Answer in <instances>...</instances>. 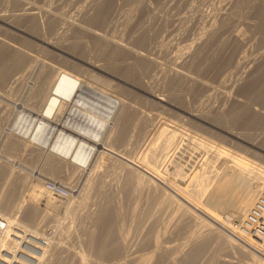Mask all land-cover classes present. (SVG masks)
<instances>
[{
    "label": "rangeland",
    "instance_id": "1",
    "mask_svg": "<svg viewBox=\"0 0 264 264\" xmlns=\"http://www.w3.org/2000/svg\"><path fill=\"white\" fill-rule=\"evenodd\" d=\"M44 1L45 2L48 1L47 2L48 4L51 3V2L49 3L50 0H44ZM51 1L53 4L54 3L56 4V2H58L59 0H56V2H55V0H51ZM64 1H66V2H63L64 7L62 6V1H61V6L63 7V10L61 7L60 11L62 12V14L66 17H70L72 15L71 18L74 17V19H75V17H79V18L83 17V18H81V20L84 21V13L85 12L92 13V11H94V8H95V7H93V5L95 6L96 2L102 1V0H97V1L93 0L91 2L92 4L89 2L90 0L89 1L86 0L88 2V3L86 2V4H85V0H84V2H83V0H78L79 2L81 1L80 3H78L77 0H73V1H76V2H74L75 5L77 3L79 4V5H77L78 7L75 5H74L75 6L74 7L73 1L69 2L71 0H69V1L64 0ZM122 1L121 0H116V1L114 0L115 4H114L111 15H113V18H115V19L117 16L118 17L116 19V22L114 21L115 19L114 20L112 19V23H111V25H112L111 29L112 30L110 29L111 26L107 29V30H109V29L111 30V32H110V30L108 31V33L110 35L113 34V35H116L118 37H122V34L124 33V35H123L124 38H127L126 35L128 33V27H127L128 17H129V23L132 21V23H130V24H133L135 19H136L135 22H138L137 20H139L141 18L148 19V20L145 19V22L148 26L150 24L151 28H148V31L150 33V37L153 36V38L152 37L150 38L151 39L150 40V46H153L155 48L154 49L153 47H151V49H152L151 52L155 53L156 54L155 56H157L156 51L159 52L157 57L161 58V60L163 61L162 62L159 59L162 63H164V65L162 64L164 71L166 69L168 71L167 65H168V67L171 66L170 68H173L176 66L175 64H176L177 60L179 59L178 53H179V50L181 49L180 47H182L183 44L185 45L187 43H190L191 41H193L194 39L196 40V38H199V37H200V39L202 38V41H203V39L206 40L208 42V44L206 43V45H205L206 49L204 48V52L202 55V64H201L202 68L201 69L199 67L195 68L194 64L191 65L192 67H189V65H187L186 68H189L193 74H196L197 76L200 75V76H198V78L200 80H202L201 78L203 77V81H206L209 83L211 81L210 84L212 85V88H210V90L209 89L207 90L206 87L204 88V87H202V85L197 84L196 82L191 81V80L186 81V80L181 79L182 80L181 81L182 84H181L179 78L174 77V78L169 79L168 77H165L166 75L164 73H166V71L165 72L162 71V73H161V71H159L158 72L159 75L157 76L158 73H156L152 78L149 76H144V79L148 82V84H150V87H152L154 92L158 93V94L165 92L164 93L165 97L168 100L171 99L170 100L171 103L170 104L166 103V102L165 103H157L154 100V97H152L148 93H146L142 90H138L136 88H130L132 90L129 89V91H132V93L130 94V92H129L128 96L130 95V102L131 103L135 101L134 103H132L133 104L132 105V110H133L132 113H134L135 116L131 115L132 119H129L128 122H130V123L136 122L137 124H140V125L136 126L135 125L136 123L131 124V125H129L130 123L127 124L126 129H127L128 134L125 138L126 142H124V139H121L120 137H118L119 133H117V132H119L118 130H121L123 128L122 127L123 125H122V123H117V125H115L117 127L113 128V133H114V134L112 133L113 138L112 137L110 138L112 145L115 146V147H113V149L115 151L119 150L120 152L119 151L118 152L120 154L124 153L123 156H126V158H129V157H130L129 159L133 158L132 159L133 161H136L138 164L142 165V168H140V171H138L139 169H137V171L135 170V172H131L130 168L128 166L123 165L122 163H120V161L118 159L112 157L111 155H106L104 153L102 154V158H95V160L93 159V161H96V162L92 161V164L90 165V167L84 171L80 170L81 172L76 170V169L79 170V167L78 168L71 167V166H74L72 163L69 162L70 163L69 164L68 161H63L64 163L61 161V163H60V161L58 162V159H55V168H57V169L54 168L53 169L54 172L49 173L47 175V177L44 178V183L46 184L48 181L53 180V181H57V182L65 185L67 187L70 186L69 188H71L70 189V191H71L70 195L71 196L69 195V197L67 198V196L64 197V195H62V197H61V195L56 193L57 196L59 195V197H56V195H55L54 197L50 198V200L51 199H53V200H51V202L49 200V204H47V203H45L46 205L41 204L42 210H40V208H39V210H36V213H38V214H36V213H35L36 215L34 214L35 220H28L29 218L28 219L26 218V217H28L26 214L28 213V210H30L29 208H31L30 205H32V202L35 200L34 198L36 197V194L39 191V188L35 190L36 186L33 185V183L34 184H36V183L35 182L32 183V181H34V179H36V177L39 178V177H42L43 174H46L47 166L49 165V164L47 165V163H49V160L46 156L40 154L41 151H39L38 148H36L34 150L35 147H33L30 143H27V145L28 144H30V145H28L26 147H23L24 144L21 143V144L17 145L16 148H12L10 143L16 142L17 137H14V135L9 133V130H8V128H10V125H11L10 123H12L10 121L13 120V118H14L12 116H15L14 114L16 113L14 111H17L19 108V106H17V105L24 104V101L26 102V101H28L29 98L31 99L32 95H30L29 92L25 91L26 89H25V86L23 84H20V88L18 87L19 85L10 87L11 90L14 89L12 91L9 88H7V90L0 88V114H1L0 115V154H1L0 155V166L3 167V164H4V167H3L4 172L0 174V201H1V203H0V214H1L0 219H2V220H0V224H1L0 225L1 226L0 227V243H1L0 244V248H1L0 249V264H24V263L25 264H38V263L39 264H68V263L69 264H80V263H82V264H115L117 262H121V263L125 264L127 262V261L123 262L125 260V256H128V254L132 250H134L135 248H136L137 252L139 254H141L143 257H146L145 254H143V253H146V255L148 253L153 254L152 257H154V258L148 264H152V262H154V260H155V262L153 264H173V263L174 264H187L186 261H188V264H223V263L225 264V262H226L225 259L227 257L232 260L231 263H233V264H237V263L238 264H243V263L246 264V262L244 261V260L248 259V258H246V256H247L246 253L241 252L242 253L241 254L240 253L241 250L238 248V246L236 247L235 244H232V245H230L229 243L225 244V241L223 239L224 234L220 233L222 235V236H220V234L217 231L215 233H213L215 231L214 228H213L214 231L211 229L212 231H210V232H212V233H210L208 230H210L209 228H211V227L208 224H207L208 225L207 226L206 224L201 223L200 218L198 219V217L189 215V213H187L188 210L185 209L186 207H182L184 202H185L184 199H182L183 201L180 200L182 197H179V195L176 193L177 192L184 193L186 195V197H188L191 201L197 202L200 204L202 203L204 206H208L210 208L216 204V207L217 206L218 207L215 210V213L217 212L216 215H217V219L219 220V222L220 221L222 222L223 220H225L226 222H231L234 218L241 219L242 217H245L247 215L246 213L250 209V207H248L249 206L248 204L254 203L255 199L258 196L257 193L260 192L259 189H262L264 187V176H260V174L264 175V172L260 173V174L257 172V174L259 176L257 181L261 180L259 182H256L255 177H253L252 178L253 180H252V179H250L251 177L249 176V178L247 179L248 181L245 180L246 178H243L242 175H241V177H239V175L241 174L240 173L241 169H246V167L248 168L247 171L249 172V174H254V175L256 174L255 173L256 169L251 167V165L248 162H254L255 164L259 163L257 165H259V166L262 165L264 167V158H263L264 157V143H263L264 142L263 141L264 140V136H263L264 135V128H263L264 127V117H263L264 116V102L261 101L256 96H255V98H257V99L253 98L251 95H249L250 92H246L245 88H246L247 84H249V82H251L250 80L254 79V76L249 75V73H248L249 70L245 71L246 73L244 71H242V73H241V70L239 71V69L236 67L237 59L239 60L241 57L240 55L244 56L245 54L247 55V56L245 55L246 57H249V54H250V56L252 54L251 57L257 56V62L259 61L257 64L252 66L251 71H253L256 68V65H259L261 62H263V60H264V58H263L264 57V30H263L264 29V21H263L264 17H261V15H259L260 14L259 10H257V8L255 6H253L251 4L252 7H250V10H249L248 3L242 2L240 0L239 1L237 0L239 2L237 4H236V2H237L236 0H233V2L231 0L230 1L229 0H187V1L182 0L184 2H181V0H168V1H166V0H146V4H148V6H150L152 8V11H153V12L152 11L149 12L150 13V19H149V14H147L148 11L145 10L146 7H144V9H143V7L135 6V5L130 3L132 5L131 6L129 3H126L124 0H122ZM147 1H148V3H147ZM149 1L151 2V4ZM159 1L162 5H160ZM5 2L6 3H4V4L7 5V6L4 5L5 9H7L6 12L9 13V12H11V10H13L14 5H12V3H10V2H8V4L10 3L8 5L7 1H5ZM42 2H43V0H42ZM45 2H43V3H45ZM120 2L123 5H121ZM154 2H156V3H154ZM157 2H158V4H157ZM69 3H70V5H69ZM81 3L82 4L84 3V4L82 5ZM240 3L242 4V6ZM244 3L247 5H245ZM128 4L130 5V7L134 8L135 10L130 8L128 6ZM166 4H169V5H166ZM156 5L160 9H158V7ZM170 5H172V6H170ZM238 5L241 6V8H239ZM79 6H81V7H79ZM84 6L86 8H88V6H89V8L86 9ZM121 6H123V7L121 8ZM163 6H165V7L163 8ZM116 7L118 10L115 9ZM242 7H244V8L242 9ZM78 8L80 9L79 13H78V10H79ZM83 8L85 10H83ZM238 8H239V10H238ZM90 9H91V11H90ZM129 9H130V11H129ZM141 9H143V11ZM240 9H242L243 12ZM72 10H74L75 12L77 11L76 13H78L79 16H77V14L75 15L74 11L72 13H70ZM81 10L85 11V12H82ZM137 10L139 12H137ZM156 10L160 11V12L158 11L159 14H158V12H156ZM63 11L65 12V14L63 13ZM236 11H238L237 13H239V14L241 13L242 16L235 14ZM239 11H241V12H239ZM114 12L117 15H114ZM128 12L130 13V15H132L131 17H130ZM132 12H135L137 15L135 13H132ZM227 13H229V14L233 13L232 15L234 16V18L232 15H230L232 18L229 17L228 15H225ZM69 14H70V16H68ZM121 14H122V16H119ZM200 15H201V17H199ZM224 15L227 17V19ZM147 16H148V18H147ZM191 16L193 18L192 19L193 21H195L194 19L196 18V16H198L197 18H199L200 20L196 18V21L193 22L191 20ZM125 17H127L126 18L127 21H126ZM132 17H134V18H132ZM223 17H225V18H223ZM259 17L262 19L260 20ZM43 18H41L42 19L41 21L45 22L43 20ZM160 18H162V19L160 20ZM124 19H125V21H124ZM131 19H134V20H131ZM156 20H158V21H156ZM118 21L120 24L117 23ZM123 21H124V23H122ZM151 23H152V25H151ZM43 24L45 25V23H43ZM89 24L91 25V27L95 28V26H96L97 29L100 28L99 27L100 25H98L99 23L96 24V22L95 23L92 22ZM121 24L122 25L124 24L126 27L122 26ZM160 24H161V26H160ZM208 24H209V26H208ZM2 25L3 24L0 23V26L2 28L5 26L4 27L5 29H9L10 31H12V29L7 28L6 25H3V26ZM118 25L121 26L122 29ZM155 25H157V27ZM116 26H118V27L116 28V31L114 32L113 30H115ZM152 26H154V27H152ZM158 26H160V27H158ZM124 27L127 30V32L125 31ZM157 28H158V31H157ZM162 28L163 29L166 28V29H164V31H163ZM44 29H45V33L47 35L48 30L46 31L45 26H44ZM238 29H239V31H237ZM67 30H70V29H67ZM67 30L66 31L62 30V32H59V34H58L59 38H60V39L58 38L59 40L62 41L64 39H67L69 34L70 35L72 34V32H73L72 29H71L72 32L67 31ZM165 31H167V33ZM65 32H66V35H65ZM68 32H69V34H67ZM240 32L244 35L241 36ZM114 33H116V34H114ZM180 33L182 35L184 34L183 37L181 36ZM213 33L215 35H213ZM235 33L236 34L240 33V34L235 35ZM157 34H158V36H155ZM48 35H49V33H48ZM63 35H65L64 38H63ZM166 35H167V37H166ZM185 35L187 36V39H184V37H186ZM201 35H204V36H201ZM232 35L236 38H234ZM157 37L159 39H157ZM238 37H239V39H238ZM169 38L171 40H169ZM240 38H242V40L245 39L246 41H244V40L242 41ZM155 39H157L159 41H156ZM9 40L11 41V39H9ZM90 41L91 40L87 41L88 45L86 47L81 48V46L78 45V47H77V45H75V46L71 47L70 49H68V51H66V52H62V51L56 52L54 50H50V54L48 57H49V59H52V58L55 59V57L57 56V57L63 59L66 62V64H67L66 67L68 69H75V67L77 66L78 68L80 67V68L92 70V68L90 69V65H88L87 62H89V63L91 61L95 62L96 60L102 58V56H101L102 53L100 50L96 49L95 46H92L95 44H93V42L92 41L90 42ZM170 41H173V42H170ZM177 41H178V43L179 42L180 43L178 44ZM181 41H182V45H180ZM154 42H155V44H154ZM163 43L165 45H163ZM156 44H158V46ZM173 45L175 46L174 50H172ZM177 46L179 48H177ZM190 46L191 47L193 46V47L190 48ZM190 46H189L190 50L196 49V44L193 43ZM158 47L161 51L159 49H157ZM170 47H171V49H170ZM84 49H85V51H84ZM177 49H178V52L176 51ZM259 51H260V53H259ZM164 52H170V53H169V55H167V53L164 54ZM174 53L177 55H174ZM208 53H210V54H208ZM162 55H163V57H162ZM170 55H172V56L170 57ZM164 56H167V57L169 56L170 58H172L171 59L172 61H170V58L168 57L169 62H167L168 58L166 57L167 58L166 59ZM173 58H174V61H173ZM41 59H39V57H38V59H36V61H33L34 63H32V64L35 65L34 66L35 71L39 69L37 67L42 66V65H40L41 63H43V60H41ZM38 60H41V61H38ZM84 60H87V61H84ZM260 60H261V62H260ZM37 61H38V63H36ZM170 62H171V65H170ZM172 62H174L173 66H172ZM166 63H167V65H166ZM36 64H38V66ZM203 65H204V67H203ZM226 65H228V67ZM232 66L233 67L235 66V67L232 68ZM164 67H166V68H164ZM205 68H206V70H205ZM263 69H264V67L261 68L260 72L257 74L258 77H262V78L264 77V70ZM92 71L97 73L100 76L111 79V77L109 75H107L106 73H104L102 71H98V70H92ZM239 72L241 75L239 74ZM222 75L225 78H223ZM226 75L228 76V78ZM237 75L238 76L240 75L241 77L240 76L238 77ZM216 76L223 78V82H221V83L219 82V85H217V86H216V84H217L218 80L222 81V79L217 78ZM230 77H231V79H230ZM250 77H252L253 79H251ZM147 78L149 80L152 79V82H150L151 80L149 81ZM165 78H167V79H165ZM235 78H237L236 81H235ZM240 78H241V81H240ZM248 78H250V79L248 80ZM172 79H173V81H172ZM29 80H31V79L29 78ZM170 80L172 81V83H169V82H171ZM227 80L231 81L232 84L231 83L228 84L229 82ZM226 81H227V83H226ZM234 82H237V83H234ZM177 83L179 84L180 87L178 86ZM175 84H177V85L175 86ZM227 84L230 86L229 87L230 89L227 87ZM237 84H238V86L240 85L239 87H241V84H242V87L240 89H238L239 87L237 86ZM171 85H173V86H171ZM220 85H222L221 86L222 88H220ZM232 85H234V86H232ZM235 85L237 86V88ZM172 87H175V88H172ZM176 87L177 88L179 87V88L177 89ZM217 87L220 88L219 89L220 91L218 90ZM18 88H19V90H18ZM158 88H159V90H158ZM168 88H169V90H168ZM201 88H203L205 90L203 91V89H201ZM223 89L225 90L226 93L223 92V94H222L221 90L224 91ZM228 89L231 90L232 92L229 91ZM16 90L19 93L16 92ZM212 90H214V91H212ZM226 90H228V92ZM205 91H208V92H205ZM209 91L211 94L213 92V94L211 95L209 93ZM234 91H236V94H238V97ZM242 91H244L245 94ZM22 92H24V93H22ZM169 92H171V93H169ZM230 92H231V94H229ZM207 93H209V94H207ZM227 93H228V95H227ZM167 94H169V95H167ZM221 94H222V98H221ZM224 94L229 99V102L225 101L228 99H225L226 97ZM21 95H23V96H21ZM207 95L208 96L211 95L212 97L211 96L208 97ZM174 97L175 98L180 97L179 99L181 100V102H178V99L176 101ZM230 97H232L231 101H230ZM235 97H237V99ZM241 98H242V100L244 99V101H242ZM222 99H225V100H222ZM246 99H249L248 100L249 103L252 104V106L255 105L254 107L255 108L257 107V108L254 110V109L249 108V107H245V108L243 107L244 109L242 108L243 109V112H242V109L239 106L242 102H247ZM251 99H252V101H251ZM232 100L234 103L232 102ZM237 100L240 101L238 106H237V103H238ZM256 101L259 102V104ZM210 106H212V107H210ZM213 107L214 108L216 107L217 109H215V111H214V110H212V109H214ZM232 108H235V109H232ZM238 108L241 109L240 112H239ZM134 110H135V112H134ZM187 110L189 112L191 111V112L199 114V115H200V113H202L200 116L201 119H200V117H197V115L194 116V115L188 114ZM216 110H218V111H216ZM248 110H249V112H252V113L247 112ZM235 111H236V114H235ZM255 111L258 112V114H260V116L257 115V113ZM3 112H4V114H3ZM6 112H8V114ZM204 112H206V113H204ZM210 112H211V114H210ZM217 112H219V113H217ZM243 113H244V115H243ZM136 114L138 115V117H136L137 116ZM142 114L148 115V120H147L146 125L151 123V125L150 124L147 125L149 127L150 126H153V127L156 126L157 127V125H160L163 121L165 122L166 119H167L166 121H169V123H171V121H172V122H178V123L181 122V124H182V122H183L182 125L186 126L188 124L186 127L190 131L192 130L191 132L194 133L195 135L203 137V139H201L202 141L196 140V139H192L193 141L190 140L193 143L188 148V145H186L183 142V140L186 136H183V138L181 136L184 132L185 133L183 135L186 134L187 129H184L185 131L183 130V132H181L182 130H180V133L176 132L175 134L174 133H172V134L165 133V130H164L162 133L161 132L160 133H152L149 136H146L144 134L145 135L144 136V135H142L144 132H141L142 120H140V119L142 117H144L145 115L141 116ZM250 114H251V116H250ZM255 114L259 118L252 120V116H254ZM202 115H204V116H202ZM212 115H213V117H214V115H221L224 120L221 118V121H219L221 123L220 124L218 121H215L213 119V117H210ZM230 115H232V116H230ZM132 116H134V117H132ZM205 116H207V117H205ZM203 117L206 118L207 120H208V118H211V119H209L210 121L208 120L210 123L206 119L204 120ZM161 118L163 119L162 122H160ZM261 118H262V120H261ZM131 120H134V121H131ZM153 123H155L156 125ZM222 124L224 127L227 126V127H225L227 130L222 126ZM207 126H208V128H207ZM137 127L139 128L140 131L137 129ZM212 128H214V129H212ZM116 129H117V131H116ZM137 130H138V132H137ZM142 131H144V129H142ZM212 132H213V134H212ZM177 133H179V134H177ZM245 133H246V135H245ZM9 135H11V136H9ZM139 136H141V137H139ZM211 136H214V138ZM259 136H261V137H259ZM142 138H145V139L143 140ZM158 138H160V139H158ZM251 138L253 141L251 140ZM117 139H118V141H120L119 143L115 141ZM121 140H123V141H121ZM140 140H142V141H140ZM152 141H154V142H152ZM184 141H186V140H184ZM200 142H201V144H199ZM127 143H128V145H127ZM173 143L176 145V147ZM202 143L204 145H202ZM253 143H256V144H253ZM151 144H152V146H150ZM210 144H212L213 146ZM144 145H145V147H144ZM207 145H208V147H207ZM21 147H23L24 150ZM126 147H127V149H126ZM146 147H147V149H146ZM219 147L221 149H226L228 152L231 153V154L227 153L228 155H231L227 159L230 162H228L227 160L224 162H221V163L219 162V159L221 158V155L219 153V150H220ZM167 148H170V149H167ZM144 149H145V151H144ZM150 149L152 150V152ZM148 151H150V152H148ZM232 152L233 153L236 152L237 154H240L241 156L235 157L234 155H232ZM115 154L116 153H114L113 156H117ZM210 154H212V155H210ZM205 155H207V156H205ZM150 156H151V158H150ZM154 156H155V158H154ZM171 156L173 158L178 159L177 162H179L180 165H184V166H182L184 171H186V173H185L186 175L182 176V178H184V179H182V180L178 179L174 175V177H175V180H174V177H172L173 175L168 174V171H167L168 170V164L173 159ZM182 157H184V158H182ZM218 157H220V158L218 159V162H217ZM230 157H231V159H230ZM237 157H238V159H243V160H238ZM144 158H145V160H143ZM235 158H236V160H235ZM148 159L149 160L151 159L153 162L148 161ZM208 159H210V162ZM42 160H43V163L45 165L41 162ZM44 160H47V161H44ZM211 161H214V162H211ZM231 161H234V162H232V164H231ZM244 161H246L245 162L246 165H245ZM181 162H182V164H181ZM66 163H68V164H66ZM93 163L94 164L97 163V164L93 165ZM206 163H208V164H206ZM214 163H216L218 167ZM241 163H242V166L240 168V166L238 167L237 164L241 165ZM59 164H60V166H59ZM64 164H66V166ZM213 164L215 167L211 166ZM35 165H36V167H35ZM96 165H98V166H96ZM143 166H145V167H143ZM197 166L200 168H198ZM202 166H205V167H202ZM243 166H244V168H243ZM65 167H67V168H65ZM209 167H210L211 173H212L211 175H209L211 177H208V175H207V169ZM229 167H231V168H229ZM70 168H72V169H70ZM213 168L217 171H215ZM234 168H235V172L240 170L239 173H237V172H236L237 174L235 172L232 173L234 170H231V169H234ZM252 168L255 171L252 170ZM144 169H145V171H144ZM226 169H228L229 171H227ZM71 170L73 171V173L71 172L72 175H70ZM212 170H214V172ZM74 171L80 172V173L78 174ZM141 171L142 172L144 171V172L141 173ZM224 171H225V173H224ZM67 172H68V174H66ZM137 172H139V174ZM218 172H220L219 174L221 175V177L218 174ZM147 173H150L152 175V177L150 174H149V176L146 177V175H148ZM88 174H89V176H88ZM155 174H157L158 176H156ZM20 175H21V177H20ZM132 175H134V176H132ZM230 175H232V176H230ZM70 176H72V177H70ZM215 176L218 179H215ZM136 177H137V179L139 177V181L136 179ZM150 177L153 180H155V179L158 180L160 177L161 178L158 180L159 182L156 180L153 182V180ZM186 177H187V179H186ZM147 178H149L150 180ZM212 178H214V179H212ZM205 179H207V182ZM234 179H236V180H234ZM229 180H230V182L231 181L232 182L230 183ZM239 181H241V182H239ZM244 181L245 182L247 181V183H245ZM155 182H156V184H155ZM211 182H213L214 186H212ZM215 182H217V183H215ZM237 182H239V185ZM249 182H250V184H248ZM251 182L253 183V185ZM164 183H165V185H164ZM193 183H195V184H193ZM206 184H208L209 186L208 185L206 186ZM159 185H161V187ZM37 186L39 187V185H37ZM240 186H244L245 189H247L249 187L252 190L251 191L252 193L255 192L254 193L255 195L254 194L253 195L256 198L251 193L248 195L249 196L248 198L249 199L252 198L253 201H251L252 199H250L248 201L239 200L238 202L237 201L233 202V198H232L233 196H231V194L232 195L236 194L239 192V190H242L243 187L241 188ZM252 186L253 187L256 186V187L252 188ZM162 187L163 188L165 187V189L163 190ZM205 187H209V188H205ZM72 188H74V189H72ZM235 188L239 189V190L237 191ZM256 188L258 189L259 192L257 191ZM173 189L175 190L176 193L173 191ZM200 189H202L203 193L200 191ZM205 189L207 190L206 192H205ZM213 189H214V191H212ZM253 189L255 190L254 192H253ZM169 191H171V192H169ZM33 192H35V195H33L34 194ZM199 193H202V194H199ZM209 193H211V194H209ZM203 194L206 195V197ZM199 195H201L202 197L200 198ZM209 195H212V196H209ZM250 195H251V197H250ZM32 196H35V197H32ZM229 196L231 197V199ZM171 197H173V198H171ZM9 198H10V202H9ZM62 198H63V200H62ZM194 198H196V200ZM202 198H204V199H202ZM59 199L61 202L63 201L61 204H59L60 203ZM68 200H70V203ZM220 200H222V201H220ZM229 200H232V201H230V203H228ZM52 202H53V204H52ZM64 202H66L67 204H65ZM72 202H73V204H72ZM179 202H180V204H179ZM206 202H209V203H206ZM242 202H244V204ZM56 203H57V205H56ZM220 203H221V205H219ZM231 203H233V204H231ZM235 204H237V205H235ZM184 205H186V204H184ZM244 205L247 206L248 208H245ZM3 206H5V207H3ZM6 206L9 207V208L7 207L8 210H7ZM49 206H52V207H49ZM57 206H59L58 209H57ZM67 206H69V207H67ZM250 206H252V205H250ZM63 207H65V208H63ZM44 209H47V210L44 211ZM54 209H55V213H54ZM60 209H62V211H60ZM218 209H219V212H218ZM242 209L245 210V213ZM12 210L13 211L15 210V211L12 213ZM184 210L186 211V213ZM223 210H225V211H223ZM238 210L240 212H238ZM47 211H49V213ZM163 211H164V213H163ZM241 211H243V212H241ZM44 212H47V213H44ZM14 213H15V215H14ZM242 214L243 215L246 214V215L242 216ZM12 216L14 218H12ZM20 221H22V222H20ZM184 221H186V222H184ZM27 225H28V227H27ZM173 226L174 227L176 226V227L174 228ZM200 228H202L203 230ZM18 229H20V230H18ZM237 229L240 230V228H234L232 230H233V232L235 231V234L237 233L236 235L243 236V233H241V232L239 233V230H237ZM24 230H26V231H24ZM18 231H20V232H18ZM22 232L24 234H22ZM163 232H164V234H163ZM207 232H209L210 234ZM27 233L29 234V236ZM61 233H62V235H61ZM217 233L219 234L218 237H217ZM155 234L157 235V237L160 234L159 235L160 237L158 238V239H161L160 241L158 240L160 242V243L158 242L159 248L157 246H155L154 241H152L156 237ZM8 235H10V236H8ZM196 235L197 236L200 235L201 237L200 236L197 237ZM206 235L208 236V238ZM213 235L215 238L213 237ZM261 235H262V233H258V234H256V236H253V237L257 238V237H261ZM22 236L24 237V240H23ZM148 236L150 237V242H149V238H145ZM194 236H196L197 239H196V237L191 239V237H194ZM203 236H205V238ZM219 236L223 237V238H221V240H220ZM245 236H247V235H245ZM9 238H10V240H9ZM166 238H168V239H166ZM187 238H188V241H186ZM144 239L147 242L144 241ZM11 240H13V241H11ZM124 240H125V242H123ZM162 240H163V242H162ZM171 240L174 242H172ZM205 240H207L206 241L207 245L204 243ZM257 240L259 241L260 238L259 239L257 238ZM36 241H38V242H36ZM40 241H41V243H40ZM47 241H48V243H47ZM49 241L51 244H49ZM180 241H182V242H180ZM221 241H223V242H221ZM14 242H16V243H14ZM35 242L37 244H35ZM52 242H53V244H52ZM186 242L188 243V245ZM219 242H221V243H219ZM259 242L264 245V240L261 239ZM9 243L11 246L9 245ZM38 243H40V244H38ZM181 243H183V244H181ZM197 243H199L200 245L202 244L200 246V248L203 250H201L198 247L199 244H197ZM46 244L49 246H47ZM160 244H161V246H160ZM179 244H181V246ZM221 244H223V245H221ZM19 245H20V247H19ZM43 245H44V247H43ZM166 245H171L170 248L168 247L169 250L166 249L167 247H165V248L163 247ZM172 245L175 248L173 247V249H172ZM185 246H186V248H185ZM194 246H196V247H194ZM222 246H224V247H222ZM232 246L235 249H233ZM12 247H14V248L12 249ZM132 248H134V249H132ZM196 248L198 249V251ZM148 249L150 250V252ZM163 249L167 252L163 251ZM22 250H25V251H22ZM46 250H48V251H46ZM193 250H194V252H193ZM28 251H30V252H28ZM156 251H159V252H156ZM178 251L180 254H178ZM223 251H224V253H223ZM21 252H22V254H21ZM191 252H193V253H191ZM203 253L207 254V255H204ZM243 253L245 254V256ZM29 254H31V255H29ZM167 254H169V255H167ZM175 254L177 255L178 258H176ZM191 254L193 257L191 256ZM193 254H196L195 256L197 258ZM229 254H230V256H229ZM23 255H25V256H23ZM33 255L36 258V260L33 259L34 258ZM200 255H201V257H200ZM74 256H75V258H74ZM198 256H199V258H198ZM27 257H28V259H27ZM188 257H189V259H188ZM215 257L218 259H216ZM9 258L12 260L10 261ZM186 258H187V260H186ZM190 258L191 259L194 258V259H192L194 261L192 262V260ZM31 259L34 261H32ZM7 260H8V262H7ZM20 260H21V262H20ZM189 260L192 263H190ZM248 260H250V259H248ZM136 262L131 263V264H138V263L141 264V261L137 262V263ZM194 262H196V263H194ZM126 264H129V263L127 262ZM145 264H147V262ZM261 264H264V261L261 262Z\"/></svg>",
    "mask_w": 264,
    "mask_h": 264
},
{
    "label": "bare ground",
    "instance_id": "2",
    "mask_svg": "<svg viewBox=\"0 0 264 264\" xmlns=\"http://www.w3.org/2000/svg\"><path fill=\"white\" fill-rule=\"evenodd\" d=\"M5 1H7V4L8 2L12 3V5H14L13 7V10H11V12H6L7 9H5V5L4 3H6ZM61 1H62V6H63V2H66L64 0H59L58 2H56V4L52 3V1L50 0L48 4L47 2H45L43 0V3L42 0H0V23H2L3 25H6L7 28H10L12 29V31H10L9 29H5L4 27L2 28L0 26V88H3V89H6L12 86H17L19 85L18 87L20 88V84H23L25 86V91L29 92L31 96V99L29 98L28 101H24V104H19L17 106H19L18 110L17 111H14L16 112L14 115L15 116H12L14 117L13 120H11L10 123V128H8L9 130V133L13 134L14 137H17L16 139V142H13V143H10L12 148H16L17 145L19 144H24L23 147H26L28 145H32L34 148V150L36 148L39 149L40 154L41 155H44L48 158L49 160V163H47V172L46 174H43L42 177H39L36 179H34L33 182H35L37 185H39V187L33 183V185L36 186L35 190L39 188V191L38 193L36 194V197L35 196H32V197H35L34 201L32 202V205H30L31 208H29L30 210H28V213L26 214L28 217H26L28 220H35L34 219V214L36 213V210H42L41 209V204H44L46 205L45 203L49 204V200L50 198L54 197L56 195V197H59V195L57 196L56 193H54L53 191L49 190L47 187H46V184L44 183V178L47 177V175L51 172H54L53 169L55 168V159H58V162L61 161H68V163H72L74 166H71V167H76L78 168L79 167V170L76 169L77 171H84L86 170L87 168L90 167V165L92 164V161L93 159L95 160V158H102V154H106V155H111L112 157L118 159L120 161V163H122L123 165L125 166H128L130 168V171L131 172H135V170L137 171V169H139L138 171H140V168H142V165L138 164L136 161H133L132 159H129V158H126V156H123V154H120L118 151H115L113 149V146L112 145V142L110 141L111 137H112V133H113V128H116L117 126V123H122V129L121 130H118L119 132V136L121 139H124V142L125 141V138L127 136V124H129L130 122L129 119H132L131 118V115H134V113H132V103L134 102H130V95L128 96L129 92L130 94L132 93V91H129L130 88H136L138 90H142L146 93H148L149 95H151L152 97H154V100L157 102V103H171L170 100H168L166 97H165V92L164 93H155L154 90L152 89V87H150V84H148V82L144 79V76H149V77H153L156 73H158L159 71H164L163 69V66L162 64L164 65V63H162L163 61L161 60V58H158V51H156L157 53V56H155L156 54L151 52L152 49L151 47L153 46H150V38L153 36L150 37V33L148 31V28H151L150 24L149 26L146 24L145 22V19L146 18H141L139 20H137L138 22H135L133 24H130L132 23V21L129 23V17H128V24H127V27H128V33H127V38H124V33L122 34V37H118L116 35H110L108 33V31L112 28V19L114 20L115 18H113V15H111L112 13V10H113V7H114V0H102V1H98L95 3V6L93 5L94 8V11H92V13H89V12H85V11H82V12H85L84 13V21L81 20V18L79 17H74L71 18L70 14L68 16L70 17H66L62 14V12L60 11L61 10ZM69 1V0H68ZM73 0L69 1V2H72ZM78 1V0H77ZM89 1V0H88ZM93 0H90L89 2L91 3ZM95 1V0H94ZM97 1V0H96ZM116 1V0H115ZM122 1V0H121ZM126 3H131L135 6H139V7H146L145 10H147V14H149V19H150V13L152 11V8L150 6H148V4H146V0H124ZM168 1V0H166ZM184 1H187V0H184ZM181 0V2H184ZM230 1V0H229ZM233 2V0H231ZM237 1V0H236ZM239 1V0H238ZM236 2L239 3V2ZM242 2H246L248 3V7H249V10H250V7L255 6L257 8V10H259V15H261V17H264V0H240ZM74 2L76 1H73V6L75 5ZM81 2V1H80ZM78 1V3H80ZM84 2V0H83ZM86 0H85V4H86ZM123 2V1H122ZM150 2V1H149ZM163 2V1H162ZM165 2V1H164ZM217 2V1H216ZM215 2V3H216ZM241 2V3H242ZM9 3V4H10ZM68 3V2H67ZM76 4L75 6L79 5V4ZM88 3V2H87ZM117 3V2H116ZM119 3V2H118ZM148 3V1H147ZM156 3V2H154ZM160 3V1H159ZM188 3V2H187ZM230 3V2H229ZM235 3V2H234ZM240 3V4H241ZM254 3V4H253ZM8 4V5H9ZM65 4V3H64ZM82 4V3H81ZM80 4V5H81ZM84 4V3H83ZM82 4V5H83ZM92 4V3H91ZM121 4V2H120ZM119 4V5H120ZM125 4V3H124ZM128 4V6L130 7V5ZM151 4V2H150ZM158 4V2H157ZM170 4V3H169ZM169 4H166V5H169ZM172 4V3H171ZM245 4V3H244ZM252 4V5H251ZM5 5V6H4ZM68 5V4H67ZM70 5V3H69ZM81 5V6H82ZM89 5V4H88ZM123 5V4H121ZM160 5H162L160 3ZM230 5V4H229ZM247 5V4H245ZM72 6V5H71ZM74 6V7H75ZM79 6V7H81ZM86 6V5H85ZM84 6V7H85ZM91 6V5H90ZM127 6V7H128ZM132 6V5H131ZM157 6V5H156ZM172 6V5H170ZM234 6V5H233ZM232 6V7H233ZM236 6V5H235ZM239 6V5H238ZM242 6V4H241ZM241 6H239V8H241ZM64 7V6H63ZM63 7H62V10H63ZM70 7V6H69ZM78 7V6H77ZM123 6H121L122 8ZM158 7V6H157ZM165 6H163L164 8ZM167 7V6H166ZM237 7V6H236ZM235 7V8H236ZM247 7V8H248ZM86 8V7H85ZM89 8V6H88ZM86 8V9H88ZM91 8V7H90ZM120 8V7H119ZM132 8V7H130ZM172 8V7H171ZM221 8V7H220ZM234 8V9H235ZM238 8V10H239ZM244 7H242L243 9ZM246 8V9H247ZM76 9V8H75ZM79 9V8H78ZM92 9V8H91ZM90 9V11H91ZM116 10L117 7L115 8ZM124 9V8H123ZM134 9V8H132ZM138 9V8H137ZM143 9H141L143 11ZM158 9H160L158 7ZM230 9V8H229ZM233 9V8H232ZM231 9V10H232ZM242 9H240L242 11ZM245 9V10H246ZM83 10H85L83 8ZM120 10V9H119ZM135 10V9H134ZM154 10V9H153ZM162 10V9H161ZM65 11V10H64ZM63 11V13L65 14V12ZM68 11V10H67ZM74 10H72L70 13H72ZM80 9L78 10V13H79ZM89 11V10H88ZM121 11V10H120ZM123 11V10H122ZM127 11V10H126ZM130 11V9H129ZM159 11V10H158ZM156 10V12H158ZM226 11V10H225ZM239 11V12H241ZM247 11V10H246ZM75 12V11H74ZM77 12V11H76ZM75 12V15L78 13ZM117 12V11H116ZM124 12V11H123ZM122 12V13H123ZM137 12H139L137 10ZM153 12V11H152ZM155 12V11H154ZM160 12V11H159ZM158 12V14H159ZM238 11L235 12V14H238L240 16H242V14L240 13H237ZM243 12V11H242ZM69 13V12H68ZM118 13V12H117ZM129 13V12H128ZM132 13H135V12H132ZM131 13V14H132ZM163 13V12H162ZM223 13V12H222ZM136 14V13H135ZM139 14V13H138ZM199 14V13H198ZM233 14V13H232ZM232 14H225V15H228L229 17H231L230 15ZM74 15V14H73ZM114 15H117L115 14L114 12ZM130 15V13H129ZM137 15V14H136ZM152 15V14H151ZM224 15V16H225ZM119 16H122L119 15ZM132 15H130L131 17ZM190 16V15H189ZM233 16V15H232ZM244 16V15H243ZM44 17V18H43ZM115 17V16H114ZM118 17V16H117ZM116 17V19H117ZM125 17V19L127 18ZM135 17V16H134ZM132 17V18H134ZM145 17V16H144ZM152 17V16H151ZM176 17V16H175ZM198 16H196L197 18ZM201 17V15L199 16ZM226 17V16H225ZM223 17V18H225ZM245 17V16H244ZM243 17V18H244ZM43 18V21H41ZM120 18V17H119ZM118 18V19H119ZM123 18V17H122ZM136 18V17H135ZM138 18V17H137ZM148 18V16H147ZM190 18V17H189ZM196 18L194 19L196 21ZM232 18V17H231ZM234 18V16H233ZM237 18V17H236ZM116 19L114 20L116 22ZM121 19V18H120ZM119 19V20H120ZM124 19V21H125ZM155 19V18H154ZM162 18H160L161 20ZM192 16H191V20H192ZM199 19V18H197ZM227 19V17H226ZM225 19V20H226ZM259 19L261 20L262 18L259 17ZM131 20H134V19H131ZM148 20V19H146ZM159 20V19H158ZM156 20V21H158ZM159 20V21H160ZM177 20V19H176ZM181 20V19H180ZM190 20V19H189ZM190 20V21H191ZM200 20V19H199ZM224 20V21H225ZM232 20V19H231ZM246 20V19H245ZM259 20V21H260ZM124 21L122 23H124ZM127 21V19H126ZM155 21V22H156ZM163 21V20H162ZM165 21V20H164ZM168 21V20H167ZM193 21V20H192ZM193 21V22H195ZM264 21V20H263ZM45 23V25L43 23ZM99 23L98 25H100L99 27L100 28H95L94 27H91V25L89 23ZM114 22V23H115ZM121 22V21H120ZM166 22V21H165ZM169 22V21H168ZM173 22V21H172ZM234 22V21H233ZM119 23V21L117 22ZM116 23V24H117ZM157 23V22H156ZM155 23V24H156ZM161 23V22H160ZM164 23V22H163ZM181 23V22H180ZM206 23V22H205ZM227 23V22H226ZM120 24V23H119ZM158 24V23H157ZM168 24V23H167ZM188 24V23H187ZM2 25V26H3ZM90 25V26H89ZM93 25V24H92ZM122 25V24H121ZM152 25V23H151ZM212 25V24H211ZM226 25V24H225ZM44 26L46 27V31L48 30V33L46 35L45 33V29H44ZM111 26V27H110ZM114 26V25H113ZM119 26V25H118ZM116 26L115 27V30H113L114 32L116 31V28L118 27ZM122 26H125L124 24ZM148 26V27H147ZM157 27V25H155ZM161 26V24H160ZM158 26V27H160ZM209 26V24H208ZM110 27L109 30H107L108 28ZM121 27V26H119ZM126 27V26H125ZM124 27V29H125ZM154 27V26H152ZM219 27V26H218ZM234 27V26H233ZM263 27V26H262ZM194 28V27H193ZM197 28V27H196ZM211 28V27H210ZM67 29H70V30H67ZM71 29L73 30V32L71 31ZM122 29V27H121ZM120 29V30H121ZM163 29V28H162ZM166 29V28H164ZM163 29V31H164ZM184 29V28H183ZM261 29V28H260ZM62 30L64 31H71L72 34L70 35L69 32L67 34H69L68 38L67 39H64V40H59V32H62ZM112 30V29H111ZM110 30V32H111ZM119 30V29H118ZM151 30V29H150ZM154 30V29H153ZM168 30V29H167ZM181 30V29H180ZM230 30V29H229ZM264 30V29H263ZM63 31V32H64ZM125 31L127 32V30L125 29ZM152 31V30H151ZM157 31H158V28H157ZM156 31V32H157ZM179 31V30H178ZM231 31V30H230ZM239 31V29L237 30ZM244 31V30H243ZM123 32V31H122ZM167 33V31H165ZM172 32V31H171ZM181 32V31H180ZM184 32V31H183ZM201 32V31H200ZM212 32V31H211ZM113 33V32H112ZM118 33V32H117ZM121 33V32H120ZM119 33V34H120ZM179 33V32H178ZM185 33V32H184ZM241 33V32H240ZM239 33V34H240ZM62 34V33H61ZM116 34V33H114ZM170 34V33H169ZM173 34V33H172ZM181 34V33H180ZM201 34V33H200ZM223 34V33H222ZM238 34V33H237ZM235 33V35H237ZM238 34V35H239ZM65 35H66V32H65ZM65 35H63V38L65 37ZM118 35V34H117ZM160 35V34H159ZM162 35V34H161ZM174 35V34H173ZM184 35V34H183ZM183 35L181 34V36L183 37ZM187 35V34H186ZM185 35V36H186ZM212 35V34H211ZM213 35H215L213 33ZM221 35V34H220ZM244 35L241 33V36ZM121 36V35H120ZM155 36H158L155 35ZM154 36V37H155ZM172 36V35H171ZM201 36H204V35H201ZM233 36V35H232ZM240 36V37H241ZM167 37V35H166ZM234 37V36H233ZM59 38V39H58ZM62 38V37H61ZM162 38V37H161ZM160 38V39H161ZM173 38V37H172ZM175 38V37H174ZM195 38V37H194ZM193 38V39H194ZM236 38V37H234ZM246 38V37H245ZM11 39V41L9 40ZM157 39H159L157 37ZM155 39L156 41H159ZM182 39V38H181ZM184 39H187V36L184 37ZM200 39L199 38H196V40L194 39L193 41H191L190 43H187V44H183L182 45V41H181V44L182 47H180L181 49L179 50V59L177 60L176 62V66L173 67V68H170L168 67L167 63V68H168V71L167 69L165 70L166 73H164L166 76L165 77H168L169 79L170 78H179L180 79V83H181V79L183 80H191V81H194L196 82L197 84H200L202 85V87H206L207 90L210 88H212V85L210 84L209 82H206V81H203V77L201 78L202 80H200L198 78V76L200 75H196V74H193L192 71H190L189 68H186L187 65H189V67H192L191 65H195V68H202V55H203V52H204V48H205V45L206 43L208 44V42L206 40L203 39L202 41V38ZM207 39V38H206ZM239 39V37H238ZM242 40V38H240ZM88 40H91L93 42V44L95 45H92V46H95L96 49L100 50L101 51V56L102 58L96 60L95 62L91 61L90 63H88V65H90V69L92 68V70H98V71H102L104 73H106L107 75H109L111 77L110 78H106V77H103V76H100L98 75L97 73L93 72L92 70H89V69H85V68H78L77 66L75 67V69H68L66 67V62L59 58V57H55V59H49V54H50V50H54V51H62V52H66L68 51V49H70L71 47L77 45L81 46L82 47H86L88 45ZM163 40V39H162ZM168 40V39H167ZM166 40V41H167ZM169 40H171L169 38ZM174 40V39H173ZM209 40V39H208ZM244 41H246L245 39H243ZM242 40V41H243ZM38 43H37V42ZM90 41V42H91ZM184 41V40H183ZM198 41V42H197ZM230 41V40H229ZM240 41V40H239ZM170 42H173V41H170ZM152 43V42H151ZM159 43V42H158ZM169 43V42H168ZM167 43V44H168ZM178 43V41H177ZM180 43V42H179ZM178 43V44H179ZM196 44V49L195 50H190L189 49V46L192 45V44ZM228 43V42H227ZM237 43V42H236ZM92 44V43H91ZM155 44V42H154ZM171 44V43H170ZM158 46V44H156ZM163 45H165L163 43ZM169 45V44H168ZM175 45V44H174ZM173 45V49L174 50V46ZM226 45V44H225ZM236 45V44H235ZM91 46V45H90ZM193 47V46H192ZM190 46V48H192ZM195 47V46H194ZM259 47V46H258ZM76 48V47H75ZM154 48V47H153ZM163 48V47H162ZM177 48H179L177 46ZM155 49V48H154ZM159 49V47L157 48ZM171 49V47H170ZM176 49V48H175ZM206 49V48H205ZM212 49V48H211ZM160 50V49H159ZM164 50V49H163ZM171 50V51H172ZM213 50V49H212ZM85 51V49H84ZM99 51V52H100ZM154 51V50H153ZM161 51V50H160ZM178 52V49L176 50ZM52 52V51H51ZM175 52V51H174ZM176 52V53H177ZM212 52V51H211ZM263 52V51H262ZM261 52V53H262ZM154 55H153V54ZM167 53V55H169L170 52H164V54ZM173 53V52H172ZM260 53V51H259ZM161 54V53H160ZM163 54V55H164ZM210 54V53H208ZM57 55V54H56ZM162 55V57H163ZM174 55H177L174 53ZM205 55V54H204ZM240 55V54H239ZM246 55V54H245ZM243 56V55H240V59L238 60L237 59V64H236V67L239 69V71L241 70V73L242 71H247L249 70V75L250 76H254V79L252 77H250L251 79L253 80H250L251 82H249V84H247L246 86V92H250L249 95H251L253 98L258 97L261 101L264 102V77H258V73L260 72L261 68L264 67V60L263 62H261L260 60V64L259 65H256V68L252 70V66L257 64V56L256 57H251L250 54H249V57H246V56ZM257 55V54H256ZM55 56V55H54ZM172 55H170L171 57ZM255 56V55H254ZM41 59L43 60V63H41L40 65H42L41 67H37L39 68L38 70L35 71L34 69V66L32 63H34L33 61H36V59ZM160 57V56H159ZM165 58L167 56H164ZM169 57V56H168ZM167 57V58H168ZM169 57V58H170ZM89 58V57H88ZM166 58V59H167ZM169 58L167 60V62H169ZM235 58V57H234ZM264 58V57H263ZM162 61H160V60ZM164 59V58H163ZM172 58H170V61ZM231 59V58H230ZM233 59V58H232ZM261 59V58H260ZM41 60H38V61H41ZM81 60V59H80ZM88 60V59H87ZM87 60H84V61H87ZM175 60V61H176ZM205 60V59H204ZM207 60V59H206ZM38 61L36 63H38ZM83 61V60H82ZM90 61V60H89ZM166 61V60H165ZM173 61H174V58H173ZM208 62V61H207ZM173 63L172 62V66H173ZM217 63V62H216ZM233 63V64H234ZM228 64V63H227ZM230 64V63H229ZM232 64V65H233ZM38 66V64H36ZM170 65H171V62H170ZM231 65V64H230ZM208 66V65H207ZM215 66V65H214ZM228 67V65H226ZM204 67V65H203ZM210 67V66H209ZM235 67V66H234ZM232 66V68H234ZM166 68V67H164ZM170 68V69H169ZM198 70V69H197ZM206 70V68H205ZM226 70V69H225ZM228 70V69H227ZM230 70V69H229ZM233 70V69H232ZM264 70V69H263ZM164 71V72H165ZM212 71V70H211ZM238 71V70H237ZM198 72V71H197ZM234 72V71H233ZM252 72V73H251ZM220 73V72H219ZM232 73V72H231ZM246 73V72H245ZM199 74V73H198ZM240 74V72H239ZM263 74V73H262ZM159 75V73L157 74V76ZM219 75V74H218ZM229 75V74H228ZM241 75V74H240ZM239 75V76H240ZM245 75V74H244ZM261 75V74H260ZM156 76V77H157ZM162 76V75H161ZM220 76V75H219ZM223 76V75H222ZM227 76V75H226ZM232 76V75H231ZM238 76V75H237ZM238 76V77H239ZM243 76V75H242ZM263 76V75H262ZM164 77V76H163ZM217 77V76H216ZM237 77V78H238ZM241 77V76H240ZM245 77V76H244ZM249 77V76H248ZM29 78L31 80H29ZM162 78V77H161ZM210 78V77H209ZM217 78H221V77H217ZM223 78H225L223 76ZM223 78L222 81L218 80L217 85H219V82H223ZM228 78V76H227ZM226 78V79H227ZM235 78V81L236 79ZM243 78V77H242ZM246 78V77H245ZM248 78V80L250 79ZM262 78V79H261ZM148 79V78H147ZM167 79V78H165ZM168 79V80H169ZM213 79V78H212ZM231 79V77H230ZM149 80V79H148ZM151 80V81H150ZM149 81L152 82V79H150ZM229 80V79H228ZM227 80V81H228ZM167 81V80H166ZM171 81V80H170ZM173 81V79H172ZM169 82V83H172ZM179 81V80H178ZM185 81V82H186ZM226 81V83H227ZM234 81V80H233ZM240 81H241V78H240ZM243 81V80H242ZM155 82V81H154ZM230 84L231 81H228ZM238 82V81H237ZM237 82H234V83H237ZM225 83V82H224ZM233 83V84H234ZM239 83V82H238ZM159 84V83H158ZM178 84V83H177ZM175 84V86L177 85ZM182 84V83H181ZM180 84V85H181ZM214 84V83H213ZM227 84V87L229 88L230 86ZM232 84V83H231ZM223 85V84H222ZM220 85V88H222ZM225 85V84H224ZM170 86V85H169ZM173 86V85H171ZM179 86V84H178ZM214 86V85H213ZM226 86V85H225ZM234 86V85H232ZM236 86V85H235ZM238 86V84H237ZM236 86V88H237ZM240 86V85H239ZM238 86V87H239ZM180 87V86H179ZM178 87V88H179ZM197 87V86H196ZM241 87H242V84H241ZM241 87H239L238 89H240ZM18 88V90H19ZM128 88V89H127ZM171 88V87H170ZM172 88H175V87H172ZM177 88V87H176ZM177 88V89H178ZM218 90L220 89L219 87H217ZM216 88V89H217ZM232 88V87H231ZM17 89V88H16ZM23 89V88H22ZM21 89V90H22ZM156 89V88H155ZM181 89V88H180ZM203 89V88H201ZM230 89V88H229ZM228 89V90H229ZM244 89V88H243ZM244 89V90H245ZM11 90V89H10ZM14 90V89H12ZM11 90V91H12ZM132 90V89H130ZM159 90V88H158ZM169 90V88H168ZM205 89H203L204 91ZM224 90V89H223ZM228 90H226L228 92ZM234 90V89H233ZM176 91V90H175ZM214 91V90H212ZM220 91V90H219ZM231 91V90H229ZM10 92V91H9ZM14 92V91H13ZM16 92H18L16 90ZM140 92V91H139ZM205 92H208V91H205ZM222 94L224 91H222ZM232 92V91H231ZM231 92L229 94H231ZM235 94H236V91H234ZM239 92V91H238ZM244 92V91H242ZM3 93V92H2ZM11 93V92H10ZM19 93V92H18ZM24 93V92H22ZM167 93V92H166ZM171 93V92H169ZM173 93V92H172ZM210 93V91H209ZM207 93V94H209ZM7 94V93H6ZM12 94V93H11ZM28 94V93H27ZM163 94V95H162ZM176 94V93H175ZM211 94V93H210ZM213 94V92H212ZM211 94V95H212ZM222 94H221V98H222ZM243 94V93H242ZM245 94V92H244ZM15 95V94H14ZM169 95V94H167ZM172 95V94H171ZM209 95V96H211ZM225 95V94H224ZM228 95V93H227ZM233 95V94H232ZM231 95V96H232ZM237 97H238V94H236ZM23 96V95H21ZM20 96V97H21ZM174 96V95H173ZM208 96V95H207ZM208 96V97H209ZM235 96V95H234ZM168 97V96H167ZM212 97V96H211ZM226 97V98H225ZM225 99H228L227 96L225 95ZM237 97H235L237 99ZM240 97V96H239ZM242 97V96H241ZM250 97V96H249ZM12 98V97H11ZM28 98V97H27ZM26 98V99H27ZM171 98V97H170ZM175 98V97H174ZM180 97H177L175 98V100L177 101L178 99V102H181V100L179 99ZM201 98V97H200ZM220 98V99H221ZM231 98L230 97V101H231ZM248 98V97H247ZM188 99V98H187ZM215 99V98H214ZM225 99H222V100H225ZM257 99V98H255ZM174 100V99H173ZM172 100V101H173ZM174 100V101H175ZM210 100V99H209ZM242 100V98H241ZM249 99H246L247 102H242L240 104V108L242 109L243 107H249V108H252V109H256L254 106H252V104L249 103L248 101ZM226 102L228 101L229 102V99L228 100H225ZM244 101V99L242 100ZM252 101V99H251ZM144 102V101H143ZM212 102V101H211ZM233 102V100H232ZM237 106L239 104V100H237ZM257 102V101H256ZM255 102V103H256ZM2 103V102H1ZM141 103V102H140ZM234 103V102H233ZM259 104V102H257ZM256 103V104H257ZM223 104V103H222ZM227 105V104H226ZM5 106V105H4ZM212 107V106H210ZM236 107V106H235ZM139 108V107H138ZM214 108V107H213ZM239 109V112L241 111V109ZM243 108V109H244ZM215 109H217L216 107L212 110L215 111ZM227 109V108H226ZM232 109H235V108H232ZM243 109H242V112H243ZM10 110V109H9ZM208 110V109H207ZM219 110V109H218ZM216 110V111H218ZM253 110V111H254ZM7 111V110H6ZM138 111V110H137ZM188 111V110H187ZM186 111V112H187ZM202 111V110H201ZM226 111V110H225ZM234 111V110H233ZM251 111V110H250ZM135 112V110H134ZM213 112V111H212ZM238 112V111H237ZM249 112V110L247 111ZM256 112V111H255ZM8 114V112H6ZM10 113V112H9ZM138 113V112H137ZM162 113V112H161ZM188 114L190 115H197V117H200L202 113L199 114H196V113H193V112H187ZM206 113V112H204ZM219 113V112H217ZM222 113V112H221ZM249 113H252V112H249ZM257 115L260 116V114H258V112H256ZM4 114V112H3ZM12 114V113H11ZM211 114V112H210ZM226 114V113H225ZM232 114V113H231ZM235 114H236V111H235ZM234 114V115H235ZM240 114V113H239ZM238 114V115H239ZM1 115V114H0ZM137 115V114H136ZM145 114H142L141 116H143ZM244 115V113H243ZM256 115V114H255ZM252 116V120H255L256 118H259L257 115L256 116ZM10 116V115H9ZM135 116V115H134ZM132 116V117H134ZM160 116V115H159ZM204 116V115H202ZM208 116V115H207ZM205 116V117H207ZM232 116V115H230ZM251 116V114H250ZM7 117V116H6ZM138 117V115L136 116ZM154 117V116H153ZM167 117V116H166ZM188 117V116H187ZM210 117H213L210 116ZM241 117V116H240ZM245 117V116H244ZM262 117V116H261ZM264 117V116H263ZM4 118V117H3ZM140 118V117H139ZM143 118V119H142ZM140 120H142V125H141V132H144L142 135H146V136H149L151 135L152 133H162L164 130H165V133H176V132H179L180 133V130H182L181 132H183L184 129H187V132L185 135H181L182 138L183 136H186L184 138V141L183 142L188 145V148L189 146H191V144L193 142H191L190 140L192 139H196V140H201L203 139V137H200V136H197L195 135L194 133H192L186 126L188 125H182L181 122L178 123V122H172L169 123V121H166L165 122L163 121L162 122V118H161V121L162 122L160 125H157V127H153V126H147V125H151V123L147 124V120H148V115H145L144 117H142ZM168 118V117H167ZM204 118V117H203ZM221 118L222 116L221 115H214L213 119L215 121H221ZM236 118V117H235ZM159 119V118H158ZM201 119V117H200ZM206 118H204L205 120ZM211 119V118H208V120ZM223 119V118H222ZM3 120V119H2ZM139 120V119H138ZM195 120V119H194ZM207 120V119H206ZM207 120V121H208ZM213 120V121H214ZM224 120V119H223ZM262 120V118H261ZM5 121V120H4ZM131 121H134V120H131ZM193 121V120H192ZM210 121V120H209ZM208 121V122H209ZM212 121V120H211ZM234 121V120H233ZM236 121V120H235ZM239 121V120H238ZM9 122V121H8ZM153 122V121H152ZM155 122V121H154ZM159 122V123H160ZM223 122V121H222ZM225 122V121H224ZM263 122V121H262ZM136 122H132L130 123L129 125L131 124H134ZM144 123V124H143ZM210 123V122H209ZM220 123V122H219ZM248 123V122H247ZM260 123V122H259ZM155 124V123H153ZM216 124V123H215ZM221 124V123H220ZM227 124V123H226ZM263 124V123H262ZM136 126L137 125H140V124H135ZM156 125V124H155ZM191 125V124H190ZM194 125V124H193ZM201 125V124H200ZM199 125V126H200ZM225 125V124H224ZM260 125V124H259ZM119 126V125H118ZM221 126V125H220ZM223 126V124H222ZM246 126V125H245ZM135 127V126H134ZM201 127V126H200ZM224 127V126H223ZM227 127V126H225ZM224 127V128H225ZM260 127V126H259ZM119 128V127H118ZM129 128V127H128ZM131 128V127H130ZM197 128V127H196ZM208 128V126H207ZM264 128V127H263ZM137 129L139 130V128L137 127ZM142 129H144V131H142ZM198 129V128H197ZM214 129V128H212ZM226 129V128H225ZM262 129V128H261ZM7 130V131H8ZM137 130V132H138ZM201 130V129H200ZM227 130V129H226ZM117 131V129H116ZM140 131V130H139ZM185 131V130H184ZM206 131V130H205ZM216 131V130H215ZM231 131V130H230ZM249 132V131H248ZM8 133V132H7ZM177 133V134H179ZM196 133V132H195ZM210 133V132H209ZM216 133V132H215ZM244 133V132H243ZM114 134V133H113ZM173 134V135H174ZM202 134V133H201ZM213 134V132H212ZM130 135V134H129ZM128 135V136H129ZM144 135V136H145ZM162 135V134H161ZM216 135V134H215ZM231 135V134H230ZM246 135V133H245ZM11 136V135H9ZM241 136V135H240ZM251 136V135H250ZM257 136V135H256ZM264 136V135H263ZM13 137V138H14ZM141 137V136H139ZM175 137V136H174ZM210 137V136H209ZM214 138V136H211ZM249 137V136H248ZM261 137V136H259ZM4 138V137H3ZM113 138V137H112ZM130 138V137H129ZM146 138V137H145ZM145 138H142L143 140ZM161 138V137H160ZM158 138V139H160ZM169 138V137H168ZM173 138V137H172ZM14 139V140H15ZM128 139V138H127ZM178 139V138H177ZM156 140V139H155ZM164 140V139H163ZM252 140V138H251ZM116 142H120L117 140H115ZM123 141V140H121ZM128 141V140H127ZM131 141V140H130ZM142 141V140H140ZM193 141V140H192ZM202 141V140H201ZM253 141V140H252ZM264 141V140H263ZM132 142V141H131ZM144 142V141H143ZM142 142V143H143ZM154 142V141H152ZM255 142V141H254ZM257 142V141H256ZM3 143V142H2ZM27 143H30L27 145ZM182 143V142H181ZM205 143V142H204ZM224 143V142H223ZM228 143V142H227ZM234 143V142H233ZM260 143V142H259ZM264 143V142H263ZM124 144V143H123ZM126 144V143H125ZM150 144V143H149ZM174 144V143H173ZM201 144V142L199 143ZM253 144H256V143H253ZM8 145V144H7ZM119 145V144H118ZM121 145V144H120ZM128 145V143H127ZM140 145V144H139ZM175 145V144H174ZM202 145H204L202 143ZM212 145V144H210ZM209 145V146H210ZM250 145V144H249ZM252 145V144H251ZM260 145V144H259ZM262 145V144H261ZM122 146V145H121ZM152 146V144L150 145ZM158 146V145H157ZM213 146V145H212ZM21 147V148H23ZM119 147V146H118ZM139 147V146H138ZM145 147V145H144ZM176 147V145H175ZM204 147V146H203ZM208 147V145H207ZM234 147V146H233ZM232 147V148H233ZM32 148V147H31ZM30 148V149H31ZM150 148V147H149ZM152 148V147H151ZM187 148V147H186ZM210 148V147H209ZM208 148V149H209ZM220 148V147H219ZM119 149V148H118ZM127 149V147H126ZM147 149V147H146ZM153 149V148H152ZM167 149H170V148H167ZM239 149V148H238ZM237 149V150H238ZM13 150V149H12ZM24 150V148H23ZM125 150V149H124ZM143 150V149H142ZM149 150V149H148ZM151 150V149H150ZM221 150V151H220ZM219 150V153L221 155V158L218 157L217 158V162H218V159H219V162H224L228 159L229 156L231 155H228L230 152H228L226 149H221L220 148ZM2 151V150H1ZM21 151V150H20ZM145 151V149H144ZM143 152V151H142ZM150 152V151H148ZM152 152V150H151ZM239 152V151H238ZM114 153H116L115 155L117 156H113ZM122 153V152H121ZM192 153V152H191ZM204 153V152H203ZM228 153V154H227ZM21 154V153H20ZM38 154V153H37ZM126 154V153H125ZM154 154V153H153ZM217 154V153H216ZM231 154V153H230ZM246 154V153H245ZM254 154V153H253ZM1 155V154H0ZM147 155V154H146ZM181 155V154H180ZM209 155V154H208ZM212 155V154H210ZM232 155H234L235 157L236 156H241L240 154H237L236 152L233 153L232 152ZM9 156V155H8ZM148 156V155H147ZM174 156V155H173ZM179 156V155H178ZM207 156V155H205ZM249 156V155H248ZM257 156V155H256ZM42 157V156H41ZM146 157V156H145ZM172 157V156H171ZM212 157V156H211ZM151 158V156H150ZM153 158V157H152ZM155 158V156H154ZM173 158V157H172ZM181 158V157H180ZM184 158V157H182ZM215 158V157H214ZM213 158V159H214ZM261 158V157H260ZM264 158V157H263ZM14 159V158H13ZM37 159V158H36ZM40 159V158H39ZM176 158H173L171 160V162L168 164V174L170 175H173L172 177H177L178 179H184L182 178V176L186 175V171H184L183 167L184 165H180L179 162H177L178 159ZM231 159V157H230ZM238 159V157H237ZM97 160V159H96ZM114 160V159H113ZM145 160V158L143 159ZM184 160V159H183ZM209 162H210V159H208ZM216 160V159H215ZM236 160V158H235ZM238 160H243V159H238ZM5 161V160H4ZM44 161H47V160H44ZM100 161V160H99ZM148 161H151L153 162L151 159ZM189 161V160H188ZM228 162H230L229 160H227ZM43 163V160L41 161ZM93 162H96V161H93ZM115 162V161H114ZM150 162V163H151ZM190 162V161H189ZM211 162H214V161H211ZM216 162V163H217ZM232 162L234 161H231V164ZM241 162V161H240ZM239 162V163H240ZM246 161H244L245 163ZM248 162V161H247ZM6 163V162H5ZM11 163V162H10ZM9 163V164H10ZM46 163V162H45ZM64 163V162H63ZM66 163V164H68ZM69 163V164H70ZM148 163V162H147ZM214 163V164H216ZM251 167L255 168L256 171L252 168V170L255 171V175L254 174H249V172L247 171V167L246 169H241L240 171V175L239 177H242L243 178H246L245 180H247L249 178V176L251 177L250 179H252L253 177H255V180L256 182H259L257 181V179L259 178L257 172L260 174V173H263L264 172V167L262 165H257L255 164L254 162H248ZM44 164V163H43ZM66 164H64L66 166ZM71 164V165H72ZM97 164V163H95ZM93 163V165H95ZM100 164V163H99ZM145 164V163H144ZM182 164V162H181ZM202 164V163H201ZM208 164V163H206ZM205 164V165H206ZM211 165L212 167L214 166ZM234 164V163H233ZM30 165V164H29ZM45 165V164H44ZM57 165V164H56ZM154 165V164H153ZM190 165V164H189ZM244 165V164H243ZM246 165V163H245ZM23 166V165H22ZM60 166V164H59ZM98 166V165H96ZM102 166V165H101ZM122 166V165H121ZM217 166V164H216ZM220 166V165H219ZM237 166L241 168L242 166V163L241 165L240 164H237ZM3 167H4V164H3ZM2 166H0V174L4 172V168ZM9 167V166H8ZM32 167V166H31ZM36 167V165H35ZM57 167V166H56ZM70 167V166H69ZM95 167V166H94ZM124 167V166H123ZM145 167V166H143ZM186 167V166H185ZM198 167V166H197ZM202 167H205V166H202ZM215 167V166H214ZM218 167V166H217ZM62 168V167H61ZM67 168V167H65ZM81 168V169H80ZM93 168V167H92ZM101 168V167H100ZM149 168V167H148ZM200 168V167H198ZM228 168V167H227ZM231 168V167H229ZM244 168V166H243ZM12 169V168H11ZM45 169V168H44ZM57 169V168H55ZM72 169V168H70ZM75 169V168H74ZM124 169V168H123ZM214 169V168H213ZM222 169V168H221ZM103 170V169H102ZM215 170V169H214ZM214 170H212L214 172ZM227 171H229L228 169H226ZM231 170H234L232 173L235 172V168L234 169H231ZM12 171V170H11ZM20 171V170H19ZM25 171V170H24ZM64 171V170H63ZM66 171V170H65ZM80 171V172H81ZM92 171V170H91ZM145 171V169H144ZM143 171V172H144ZM191 171V170H190ZM200 171V170H199ZM217 171V170H215ZM239 171H236L237 173H239ZM56 172V171H55ZM71 172L73 173V171L71 170L70 171V175ZM76 172V171H74ZM80 172H76V173H80ZM103 172V171H102ZM141 171V173H143ZM147 172V171H146ZM203 172V171H202ZM235 172V173H236ZM29 173V172H28ZM85 173V172H84ZM95 173V172H94ZM139 174V172H137ZM136 173V174H137ZM220 172H218L219 174ZM223 173V172H222ZM221 173V174H222ZM225 173V171H224ZM236 173V174H237ZM30 174V173H29ZM68 174V172L66 173ZM102 174V173H101ZM145 174V173H144ZM149 176L150 173H147ZM193 174V173H192ZM196 174V173H195ZM211 169L210 167L207 169V175L208 177H211L209 175H211ZM215 174V173H214ZM228 174V173H227ZM26 175V174H25ZM151 175V174H150ZM156 176H158L157 174H155ZM205 175V174H204ZM220 175V174H219ZM233 175V174H232ZM230 175V176H232ZM57 176V175H56ZM74 176V175H73ZM89 176V174H88ZM130 176V175H129ZM134 176V175H132ZM142 176V175H141ZM144 176V175H143ZM155 176V177H156ZM189 176V175H188ZM214 176V175H213ZM218 176V175H217ZM260 176H264L262 174H260ZM21 177V175H20ZM30 177V176H29ZM72 177V176H70ZM140 177V176H139ZM139 177L136 179L139 181ZM152 177V175H151ZM150 177V178H151ZM171 177V178H172ZM175 177H174V180H175ZM205 177V176H204ZM221 177V175H220ZM237 177V176H236ZM69 178V177H68ZM67 178V179H68ZM77 178V177H76ZM161 178V177H160ZM159 178V179H160ZM201 178V177H200ZM238 178V177H237ZM261 178V177H260ZM95 179V178H94ZM149 179V178H147ZM152 179V178H151ZM158 179V180H159ZM187 179V177H186ZM194 179V178H193ZM192 179V180H193ZM214 179V178H212ZM215 179H218L216 178L215 176ZM221 179V178H220ZM29 180V179H28ZM48 180V179H47ZM110 180V179H109ZM143 180V179H142ZM150 180V179H149ZM153 180V179H152ZM156 180V179H155ZM153 180V182L155 181ZM156 180V181H158ZM206 182H207V179H205ZM236 180V179H234ZM243 180V179H242ZM253 180V179H252ZM30 181V180H29ZM46 181V180H45ZM163 181V180H162ZM165 181V180H164ZM209 181V180H208ZM217 181V180H216ZM219 181V180H218ZM248 181V180H247ZM247 181L245 183H247ZM26 182V181H25ZM141 182V181H140ZM152 182V181H151ZM159 182V181H158ZM205 182V181H204ZM205 182V183H206ZM214 182V181H213ZM212 183V186H214V184ZM230 182V180H229ZM232 182V181H231ZM230 182V183H231ZM241 182V181H239ZM239 182L238 185H239ZM243 182V183H244ZM253 182V181H252ZM251 182V183H252ZM138 183V182H137ZM166 183V182H165ZM164 183V185H165ZM192 183V182H191ZM203 183V182H202ZM217 183V182H215ZM219 183V182H218ZM236 183V184H237ZM156 184V182H155ZM161 184V183H160ZM163 184V183H162ZM167 184V183H166ZM195 184V183H193ZM221 184V183H220ZM250 184V182L248 183ZM255 184V183H254ZM68 185V184H67ZM208 184H206L207 186ZM211 185V184H210ZM219 185V184H218ZM229 185V184H228ZM246 185V184H245ZM244 185V186H245ZM253 185V183H252ZM32 186V185H31ZM161 187V185H159ZM163 186V185H162ZM190 186V185H189ZM209 186V185H208ZM220 186V185H219ZM244 186H240L241 188L243 187L242 190H239V189H236L237 191L239 190L238 193L236 194H231V196H233V202H238L239 200H245V201H248L252 198H248L249 194H251L252 190L248 187L247 189L244 188ZM70 187V186H69ZM87 187V186H86ZM157 187V186H156ZM168 187V186H167ZM171 187V186H170ZM236 187V186H235ZM256 187V186H255ZM252 186V188H255ZM80 188V187H79ZM100 188V187H99ZM138 188V187H137ZM173 188V187H172ZM201 188V187H200ZM205 188H209V187H205ZM213 188V187H212ZM238 188V187H237ZM258 188V187H257ZM256 188V189H257ZM261 188V187H260ZM34 189V188H33ZM32 189V190H33ZM71 189V188H70ZM74 189V188H72ZM161 189V188H160ZM162 189L164 190L165 187ZM169 189V188H168ZM30 190V189H29ZM31 190V191H32ZM172 190V189H171ZM188 190V189H187ZM193 190V189H192ZM261 189H259L260 191ZM7 191V190H6ZM173 191L175 192V190L173 189ZM200 191L202 192V189H200ZM207 190L205 189V192ZM214 191V189L212 190ZM233 191V190H232ZM255 190L253 189V192ZM258 191V189H257ZM258 191V192H259ZM17 192V191H16ZM28 192V191H27ZM26 192V193H27ZM30 192V191H29ZM171 192V191H169ZM198 192V191H197ZM35 195V192H33ZM176 193V192H175ZM203 193V192H202ZM202 193H199V194H202ZM212 193V192H211ZM209 193V194H211ZM234 193V192H233ZM255 193V192H254ZM252 193V195L254 194ZM2 194V193H1ZM13 194V193H12ZM28 194V193H27ZM26 194V195H27ZM174 194V193H173ZM176 194L179 195V197H182L180 200L184 199V205L182 207H186L185 209H187V213H189V215L191 216H195V217H198V219L200 218V222L201 223H204V224H208L211 228H209L210 230H208L209 232L213 230L214 228V232L215 233L216 231L220 234H224L223 237H220L222 236L220 234L219 236V239L221 240V238L224 239L225 241V244L229 243L230 245L232 244H235L236 247L238 246V248L241 250V252H245L246 253V258L250 259H246L244 260L246 262V264H261V262L264 261V247H263V244H261L259 241L261 240V237H263L261 235V237H257L258 239L260 238V240L258 241L256 237H253V236H239V235H236L235 234V231L233 232L232 229L234 228H239L240 226V223L242 222V220L244 219V217H242L241 219H237V218H234L231 222H226L225 220H223L222 222L217 219V212L215 213V210L217 209L216 207V204L214 206H212L211 208L208 207V206H204L202 203V205L200 203H197V202H193L191 201L188 197H186V195L184 193H181V192H177ZM259 194V193H257ZM256 194V195H257ZM31 195V194H30ZM29 195V196H30ZM84 195V194H83ZM190 195V194H189ZM204 195V194H203ZM255 195V194H254ZM253 195V196H254ZM71 196V195H70ZM78 196V195H77ZM156 196V195H155ZM158 196V195H157ZM165 196V195H164ZM167 196V195H166ZM175 196V195H174ZM197 196V195H196ZM200 198L202 197L201 195H199ZM206 197V195H204ZM203 196V197H204ZM209 196H212V195H209ZM252 196V197H253ZM62 197V195H61ZM65 197V196H64ZM69 196H67L68 198ZM83 197V196H82ZM140 197V196H139ZM169 197V196H168ZM192 197V196H191ZM230 197V196H229ZM251 197V195H250ZM255 197V196H254ZM12 198V197H11ZM21 198V197H20ZM78 198V197H77ZM96 198V197H95ZM173 198V197H171ZM227 198V197H226ZM256 198V197H255ZM254 198V199H255ZM56 199V198H55ZM66 199V198H65ZM74 199V198H73ZM196 200V198H194ZM204 199V198H202ZM225 199V198H224ZM231 199V197H230ZM23 200V199H22ZM33 200V199H32ZM53 200V199H51ZM50 200V202H51ZM58 200V199H57ZM63 200V198H62ZM159 200V199H158ZM165 200V199H164ZM168 200V199H167ZM172 200V199H171ZM201 200V199H200ZM3 201V200H2ZM31 201V200H30ZM56 201V200H55ZM54 201V202H55ZM60 201V199H59ZM58 201V202H59ZM65 201V200H64ZM69 203H70V200H68ZM82 201V200H81ZM169 201V200H168ZM183 201V200H182ZM211 201V200H210ZM222 201V200H220ZM230 201L232 200H229L228 203H230ZM253 201V199L251 200ZM9 202H10V198H9ZM63 202V201H62ZM60 201L59 204L62 203ZM138 202V201H137ZM165 202V201H164ZM170 202V201H169ZM250 202V201H249ZM1 203V201H0ZM12 203V202H11ZM10 203V204H11ZM21 203V202H20ZM25 203V202H24ZM65 204H67L66 202H64ZM160 203V202H159ZM166 203V202H165ZM183 203V202H182ZM206 203H209V202H206ZM241 203V202H240ZM239 203V204H240ZM244 204V202H242ZM247 203V202H246ZM251 203V202H250ZM53 204V202H52ZM73 204V202H72ZM180 204V202H179ZM233 204V203H231ZM238 204V203H237ZM235 204V205H237ZM4 205V204H3ZM8 205V204H7ZM19 205V204H18ZM25 205V204H24ZM27 205V204H26ZM55 205V204H54ZM53 205V206H54ZM57 205V203H56ZM69 205V204H68ZM156 205V204H155ZM206 205V204H205ZM209 205V204H208ZM221 205V203L219 204ZM227 205V204H226ZM242 205V204H241ZM246 205V204H245ZM244 205V206H245ZM249 206L248 207H251L250 205L251 204H248ZM62 206V205H61ZM60 206V207H61ZM70 206V205H69ZM67 206V207H69ZM113 206V205H112ZM5 207V206H3ZM8 206H6L7 208ZM19 207V206H18ZM49 207H52V206H49ZM59 206H57V209H58ZM86 207V206H85ZM172 207V206H171ZM230 207V206H229ZM242 207V206H241ZM247 206H245V208H248ZM9 208V207H8ZM7 208V210H8ZM55 208V207H54ZM65 208V207H63ZM103 208V207H102ZM180 208V207H179ZM225 208V207H224ZM223 208V209H224ZM228 208V207H227ZM231 208V207H230ZM243 208V207H242ZM244 208V209H245ZM5 209V208H4ZM18 209V208H17ZM72 209V208H71ZM129 209V208H128ZM226 209V208H225ZM235 209V208H234ZM20 210V209H19ZM47 210V209H44V211ZM53 210V209H52ZM66 210V209H65ZM70 210V209H69ZM178 210V209H177ZM183 210V209H182ZM236 210V209H235ZM240 210V209H239ZM238 210V212H240ZM243 210V209H242ZM15 211V210H14ZM12 210V213L14 212ZM18 211V210H17ZM50 211V210H49ZM49 211H47L49 213ZM60 211H62V209H60ZM169 211V210H168ZM173 211V210H172ZM185 211V210H184ZM225 211V210H223ZM229 211V210H228ZM233 211V210H232ZM244 213H245V210H243ZM241 211V212H243ZM20 212V211H19ZM47 212H44V213H47ZM52 212V211H51ZM57 212V211H56ZM67 212V211H66ZM96 212V211H95ZM167 212V211H166ZM180 212V211H179ZM218 212H219V209H218ZM235 212V211H234ZM54 213H55V209H54ZM125 213V212H124ZM164 213V211H163ZM162 213V214H163ZM183 213V212H182ZM186 213V211H185ZM3 214V213H2ZM10 214V213H9ZM38 214V213H36ZM35 214V215H36ZM53 214V213H52ZM171 214V213H170ZM179 214V213H178ZM184 214V213H183ZM219 214V213H218ZM237 214V213H236ZM241 214V213H240ZM247 214V213H246ZM245 214V215H246ZM1 215V214H0ZM13 215V214H12ZM15 215V213H14ZM46 215V214H45ZM99 215V214H98ZM130 215V214H129ZM242 214V216H245ZM4 216V215H3ZM161 216V215H160ZM166 216V215H165ZM172 216V215H171ZM188 216V215H187ZM237 216V215H236ZM239 216V215H238ZM5 217V216H4ZM16 217V216H15ZM36 217V216H35ZM122 217V216H121ZM142 217V216H141ZM185 217V216H184ZM227 217V216H226ZM240 217V216H239ZM12 218H14L12 216ZM37 218V217H36ZM106 218V217H105ZM11 219V218H10ZM26 219V220H27ZM38 219V218H37ZM125 219V218H124ZM185 219V218H184ZM196 219V218H195ZM208 219V220H207ZM2 220V219H0ZM16 220V219H15ZM21 220V219H20ZM120 220V219H119ZM187 220V219H186ZM190 220V219H189ZM207 220V221H206ZM7 221V220H6ZM64 221V220H63ZM127 221V220H126ZM171 221V220H170ZM173 221V220H172ZM11 222V221H10ZM22 222V221H20ZM26 222V221H25ZM36 222V221H35ZM149 222V221H148ZM158 222V221H157ZM160 222V221H159ZM177 222V221H176ZM186 222V221H184ZM191 222V221H190ZM193 222V221H192ZM206 222V223H205ZM15 223V222H14ZM17 223V222H16ZM143 223V222H142ZM194 223V222H193ZM199 223V222H198ZM7 224V223H6ZM11 224V223H10ZM22 224V223H21ZM38 224V223H37ZM175 224V223H174ZM178 224V223H177ZM176 224V225H177ZM184 224V223H183ZM191 224V223H190ZM196 224V223H195ZM200 224V223H199ZM203 224V225H204ZM1 225V224H0ZM19 225V224H18ZM25 225V224H24ZM122 225V224H121ZM150 225V224H149ZM201 225V224H200ZM207 225V226H208ZM22 226V225H21ZM31 226V225H30ZM70 226V225H69ZM155 226V225H154ZM206 226V227H207ZM1 227V226H0ZM7 227V226H6ZM9 227V226H8ZM15 227V226H14ZM28 227V225H27ZM37 227V226H36ZM84 227V226H83ZM174 227V226H173ZM176 227V226H175ZM174 227V228H175ZM191 227V226H190ZM202 227V226H201ZM5 228V227H4ZM31 228V227H30ZM67 228V227H66ZM144 228V227H143ZM196 228V227H195ZM194 228V229H195ZM14 229V228H13ZM26 229V228H25ZM157 229V228H156ZM193 229V230H194ZM202 229V228H200ZM212 229V230H211ZM16 230V229H15ZM14 230V231H15ZM20 230V229H18ZM198 230V229H197ZM203 230V229H202ZM239 230V229H237ZM236 230V231H237ZM7 231V230H6ZM26 231V230H24ZM23 231V232H24ZM28 231V230H27ZM30 231V230H29ZM106 231V230H105ZM111 231V230H110ZM149 231V230H148ZM154 231V230H153ZM166 231V230H165ZM188 231V230H187ZM5 232V231H4ZM20 232V231H18ZM22 232V234H24ZM97 232V231H96ZM180 232V231H179ZM201 232V231H200ZM199 232V233H200ZM205 232V231H204ZM207 232V233H209ZM241 232V229L239 230V233ZM8 233V232H7ZM12 233V232H11ZM81 233V232H80ZM171 233V232H170ZM191 233V232H190ZM212 233V232H210ZM209 233V234H210ZM217 233V237H218V234ZM242 233V232H241ZM13 234V233H12ZM28 234V233H27ZM40 234V233H39ZM38 234V235H39ZM109 234V233H108ZM119 234V233H118ZM164 234V232H163ZM204 234V233H203ZM15 235V234H14ZM31 235V234H30ZM37 235V234H36ZM41 235V234H40ZM39 235V236H40ZM62 235V233H61ZM156 235V234H155ZM160 235V234H159ZM156 235V237L152 240L154 241V244L155 246L158 247L159 245V241L161 239H158L160 236ZM10 236V235H8ZM7 236V237H8ZM29 236V234H28ZM35 236V235H34ZM183 236V235H182ZM188 236V235H187ZM186 236V237H187ZM190 236V235H189ZM193 236V235H192ZM197 236V235H196ZM196 236L194 237H191V239L195 238ZM200 236V235H198ZM197 236V237H198ZM207 236V235H206ZM256 236V235H255ZM258 236V235H257ZM32 237V236H31ZM42 237V236H41ZM152 237V236H151ZM154 237V236H153ZM170 237V236H169ZM196 237V239H197ZM201 237V236H200ZM205 238V236H203ZM210 237V236H209ZM214 237V235H213ZM212 237V238H213ZM14 238V237H13ZM18 238V237H17ZM20 238V237H19ZM23 240H24V237L22 236ZM74 238V237H73ZM119 238V237H118ZM145 238H149V242H150V237H145ZM164 238V237H163ZM173 238V237H172ZM208 238V236H207ZM215 238V237H214ZM2 239V238H1ZM28 239V238H27ZM26 239V240H27ZM40 239V238H39ZM47 239V238H46ZM120 239V238H119ZM152 239V238H151ZM168 239V238H166ZM177 239V238H176ZM185 239V238H184ZM199 239V238H198ZM211 239V238H210ZM10 240V238H9ZM17 240V239H16ZM31 240V239H30ZM33 240V239H32ZM35 240V239H34ZM159 240V241H158ZM164 240V239H163ZM162 240V242H163ZM178 240V239H177ZM213 240V239H212ZM219 240V241H220ZM13 241V240H11ZM51 241V240H50ZM49 241V244H51ZM139 241V240H138ZM144 241H146L144 239ZM172 241V240H171ZM188 241V238L187 240ZM206 241H204V243L206 244ZM215 241V240H214ZM218 241V240H217ZM24 242V241H23ZM26 242V241H25ZM38 242V241H36ZM35 242V244H37ZM125 242V240L123 241ZM147 242V241H146ZM159 242V243H158ZM174 242V241H172ZM176 242V241H175ZM179 242V241H178ZM182 242V241H180ZM185 242V241H184ZM194 242V241H193ZM209 242V241H208ZM223 242V241H221ZM219 242V243H221ZM262 242V241H261ZM16 243V242H14ZM41 243V241H40ZM38 243V244H40ZM48 243V241H47ZM71 243V242H70ZM106 243V242H105ZM141 243V242H140ZM168 243V242H167ZM177 243V242H176ZM175 243V244H176ZM187 243V242H186ZM185 243V244H186ZM195 243V242H194ZM1 244V243H0ZM12 244V243H11ZM18 244V243H17ZM32 244V243H31ZM45 244V243H44ZM53 244V242H52ZM101 244V243H100ZM150 244V243H149ZM183 244V243H181ZM181 244H179L181 246ZM199 244V243H197ZM196 244V245H197ZM210 244V243H209ZM208 244V245H209ZM224 244V243H223ZM221 244V245H223ZM228 244V245H229ZM10 245V243H9ZM21 245V244H20ZM19 245V247H20ZM47 245V244H46ZM55 245V244H54ZM88 245V244H87ZM178 245V244H177ZM188 245V243H187ZM202 245V244H201ZM199 244V248L201 246ZM207 245V244H206ZM212 245V244H211ZM234 245V246H235ZM11 246V245H10ZM14 246V245H13ZM49 246V245H47ZM138 246V245H137ZM136 246V247H137ZM161 246V244H160ZM171 245H166V246H163L164 248L167 247L166 249H168V247L170 248ZM179 246V247H180ZM9 247V246H8ZM23 247V246H22ZM36 247V246H35ZM39 247V246H38ZM44 247V245H43ZM46 247V246H45ZM152 247V246H151ZM162 247V248H163ZM173 245H172V249H173ZM196 247V246H194ZM224 247V246H222ZM3 248V247H2ZM14 247H12L13 249ZM102 248V247H101ZM139 248V247H138ZM142 248V247H141ZM150 248V247H149ZM159 248V247H158ZM175 248V247H174ZM178 248V247H177ZM186 248V246H185ZM184 248V249H185ZM206 248V247H205ZM204 248V249H205ZM210 248V247H209ZM229 248V247H228ZM231 248V247H230ZM233 248V246H232ZM231 248V249H232ZM1 249V248H0ZM25 249V248H24ZM35 249V248H34ZM49 249V248H48ZM56 249V248H55ZM79 249V248H78ZM134 249V248H132ZM197 249V248H196ZM201 249V248H200ZM235 249V248H233ZM67 250V249H66ZM117 250V249H116ZM140 250V249H139ZM146 250V249H145ZM149 250V249H148ZM169 250V249H168ZM171 250V249H170ZM181 250V249H180ZM187 250V249H186ZM203 250V249H201ZM200 250V251H201ZM208 250V249H207ZM217 250V249H216ZM22 251H25V250H22ZM34 251V250H33ZM48 251V250H46ZM61 251V250H60ZM83 251V250H82ZM101 251V250H100ZM131 251V250H130ZM141 251V250H140ZM163 251H165L163 249ZM198 251V249H197ZM229 251V250H228ZM227 251V252H228ZM236 251V250H235ZM30 252V251H28ZM39 252V251H38ZM123 252V251H122ZM150 252V250H149ZM154 252V251H153ZM156 252H159V251H156ZM167 252V251H165ZM164 252V253H165ZM174 252V251H173ZM194 252V250H193ZM191 252V253H193ZM204 252V251H203ZM206 252V251H205ZM208 252V251H207ZM214 252V251H213ZM237 252V251H236ZM27 253V252H26ZM155 253V252H154ZM163 253V252H162ZM161 253V254H162ZM170 253V252H169ZM224 253V251H223ZM13 254V253H12ZM11 254V255H12ZM17 254V253H16ZM22 254V252H21ZM36 254V253H35ZM145 254L146 257H143L141 254H139L136 250V248L134 250H132L128 256H125V260L123 262H128L129 264L131 263H135L136 261L137 262H140L141 261V264H145L147 262L150 263L151 260H153L154 257H152L153 254H150L148 253L146 255V253H143ZM178 254L179 251H178ZM197 254V253H196ZM196 254H193L194 256ZM199 254V253H198ZM204 254V253H203ZM238 254V253H237ZM242 254V253H241ZM244 254V253H243ZM10 255V256H11ZM28 255V254H27ZM26 255V256H27ZM31 255V254H29ZM39 255V254H38ZM102 255V254H101ZM126 255V254H125ZM164 255V254H163ZM162 255V256H163ZM166 255V254H165ZM169 255V254H167ZM176 255V254H175ZM204 255H207V254H204ZM9 256V257H10ZM25 256V255H23ZM36 256V255H35ZM48 256V255H47ZM142 256V257H141ZM181 256V255H180ZM183 256V255H182ZM192 256V254H191ZM203 256V255H202ZM219 256V255H218ZM222 256V255H221ZM220 256V257H221ZM226 256V255H225ZM230 256V254H229ZM236 256V255H235ZM240 256V255H239ZM245 256V254H244ZM34 257V255H33ZM32 257V258H33ZM84 257V256H83ZM187 257V256H186ZM193 257V256H192ZM196 257V256H195ZM194 257V258H195ZM201 257V255H200ZM204 257V256H203ZM233 257V256H232ZM242 257V256H241ZM75 258V256H74ZM169 258V257H168ZM176 258L177 255H176ZM192 258V259H194ZM197 258V257H196ZM199 258V256H198ZM216 258V257H215ZM222 258V257H221ZM244 258V257H243ZM8 259V258H7ZM10 259V258H9ZM28 259V257H27ZM33 259L36 260V258L34 257ZM40 259V258H39ZM82 259V258H81ZM80 259V260H81ZM184 259V258H183ZM189 259V257H188ZM191 259V258H190ZM191 259V260H192ZM218 259V258H216ZM215 259V260H216ZM220 259V258H219ZM225 259V258H224ZM233 259V258H232ZM12 259H10L11 261ZM32 260V259H31ZM38 260V259H37ZM170 260V259H169ZM168 260V261H169ZM187 260V258H186ZM223 260V259H222ZM242 260V259H241ZM15 261V260H14ZM19 261V260H18ZM28 261V260H27ZM34 261V260H32ZM41 261V260H40ZM167 261V260H166ZM194 260H192L193 262ZM225 264H233L231 263V259L230 258H226L225 259ZM239 261V260H238ZM8 262V260H7ZM21 262V260H20ZM23 262V261H22ZM39 262V261H38ZM66 262V261H65ZM85 262V261H84ZM126 262V263H127ZM136 262V263H137ZM155 262V260H154ZM152 262V264L154 263ZM158 262V261H157ZM187 264H188V261H186ZM190 263H192L190 260H189ZM197 262V261H196ZM194 262V263H196ZM212 262V261H211ZM214 262V261H213ZM243 262V261H242ZM2 263V262H1ZM19 263V262H18ZM44 263V262H43ZM54 263V262H53ZM79 263V262H78ZM125 263V264H126ZM167 263V262H166ZM183 263V262H182ZM25 264V263H24ZM39 264V263H38ZM69 264V263H68ZM82 264V263H80ZM115 264H123L121 262H117ZM139 264V263H138ZM174 264V263H173ZM224 264V263H223ZM238 264V263H237ZM244 264V263H243Z\"/></svg>",
    "mask_w": 264,
    "mask_h": 264
},
{
    "label": "built area",
    "instance_id": "3",
    "mask_svg": "<svg viewBox=\"0 0 264 264\" xmlns=\"http://www.w3.org/2000/svg\"><path fill=\"white\" fill-rule=\"evenodd\" d=\"M46 187L54 193L64 196H69L71 192L69 187L53 180L48 181ZM239 228L243 235L247 236H255L258 233H262L263 237L261 239L264 240V187L260 190Z\"/></svg>",
    "mask_w": 264,
    "mask_h": 264
}]
</instances>
